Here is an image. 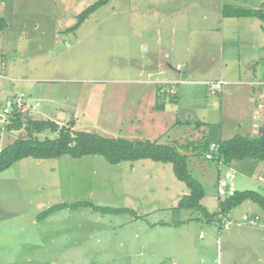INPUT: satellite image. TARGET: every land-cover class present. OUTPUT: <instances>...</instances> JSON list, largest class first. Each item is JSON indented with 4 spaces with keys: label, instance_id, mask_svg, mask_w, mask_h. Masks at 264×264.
<instances>
[{
    "label": "rangeland",
    "instance_id": "rangeland-1",
    "mask_svg": "<svg viewBox=\"0 0 264 264\" xmlns=\"http://www.w3.org/2000/svg\"><path fill=\"white\" fill-rule=\"evenodd\" d=\"M96 1L0 0L7 23L0 32V150L19 138L56 137L6 130L4 106L23 98L39 103L31 119L59 127L193 144L180 151L187 170L206 196L217 197L223 170L205 158L203 146L248 136L251 102L234 106L237 85L210 96L208 84L229 83V72L252 67L249 59L238 64L246 54L261 57L264 71V23L219 17L216 8H246L247 0H111L71 31L77 15ZM253 1L255 9L263 8L264 0ZM157 62L162 74L149 67ZM157 81H177L179 93L196 89L191 93L198 109H172ZM226 90L233 95L225 98ZM241 162L231 167L235 191L264 196L258 180L264 164ZM186 194L171 164L111 165L100 156L22 159L0 172V264H264V211L258 205L245 201L232 210L224 230L217 217L177 209ZM122 209L131 213L112 212ZM244 214L256 225L242 221Z\"/></svg>",
    "mask_w": 264,
    "mask_h": 264
},
{
    "label": "trees",
    "instance_id": "trees-1",
    "mask_svg": "<svg viewBox=\"0 0 264 264\" xmlns=\"http://www.w3.org/2000/svg\"><path fill=\"white\" fill-rule=\"evenodd\" d=\"M111 0H98L77 15L76 25L71 31L78 29L82 23L93 15L100 7ZM223 18H252L264 23V6L261 9H246L225 4L221 7ZM6 23L0 19V32ZM8 131L25 130L29 135H40L50 132L56 135L54 139L45 138H19L0 150V172L5 171L14 163L25 159H55L61 156H69L79 159L84 156H100L107 163L117 165L122 162H136L150 160L155 163L171 164L175 178L182 182L189 193L184 195L177 204L179 210H196L201 212L209 220L218 217L219 213L209 214L201 205L204 191L201 184L191 177L187 170V158L180 151L192 149L193 144L186 145H161L149 140H128L123 138H108L88 132L74 131L72 126L59 127L56 122L50 120H36L22 118L14 115L6 125ZM210 142H206L203 149L207 152ZM218 145L216 154L223 163L230 166L232 163L245 160L264 162V125L257 136H239L231 139L216 141ZM195 147V146H194ZM250 201L258 205L264 211V196L254 191H235L230 197L218 203L220 213L226 215L240 206L243 202ZM82 206L94 210L111 212L107 208H98L91 203ZM62 206H55L45 213L49 214ZM112 212L131 213L128 209L113 210Z\"/></svg>",
    "mask_w": 264,
    "mask_h": 264
},
{
    "label": "crops",
    "instance_id": "crops-1",
    "mask_svg": "<svg viewBox=\"0 0 264 264\" xmlns=\"http://www.w3.org/2000/svg\"><path fill=\"white\" fill-rule=\"evenodd\" d=\"M255 4L256 3H254L253 0H247L246 3H243V5L246 6V9H252V10L257 8V5L255 7ZM216 10H217V13L220 14L221 8H216ZM219 17H221V16H219ZM0 19L5 21V19L3 18V15L0 17ZM6 25H7V23H6ZM253 54H257V53L255 52ZM262 56L264 57V54ZM163 57L165 58V60H167V55L166 54L163 53ZM157 59H159V58H157L156 56H153V60L155 62L157 61ZM248 59L252 60V62L255 63V64L252 65V67H250V68L247 67L248 70L241 71L240 73H238V75H236L235 73H234V75H232V73L229 72V74L227 76L228 80H230L229 81V83H230L229 85H232V86L233 85H237L236 88H235V91H234V95L232 93V90L231 91L226 90V91H224L223 94L226 95L225 98L226 97H230V95H233V96H231L230 101L234 104V106H239L244 101L247 102V103L251 102L250 107H249V115L251 117V123H250V130H249L248 136L253 137V136H257L258 135L257 131H255L253 129V127H252L253 106L258 101H261L262 97H263L264 71H262L260 69V66H259L261 57H257V58H252L251 57L250 58L249 55L246 54L244 56V59H241L239 57L238 64H240L239 62H241L242 60L248 62L249 61ZM149 67H151L152 69L157 70V72L159 74H162L164 72L163 69H162L164 66H163V64L161 62L160 63L157 62V64H155V66L150 65ZM176 73H179V72H176ZM158 82L159 81L155 82V84L157 85ZM158 89H159V87H158ZM193 90H196V89L185 90L184 92L181 91V93H179V91H176V95L174 97L168 98V103H169V105H171L173 107L172 109H175V107H178L179 109H183L185 111H189V110H192V109H196L197 110L198 107H196L194 102H193V98L196 97V94L194 95V92L191 93ZM221 94H219V95H221ZM190 102H191V104H186V103H190ZM164 106H165L164 110L170 109V108H167L166 105L163 103L162 108ZM161 112L164 114V111H161ZM159 114H160V112H159ZM236 135H239V134H236ZM239 136H243V135H239ZM220 141H224V140H220ZM210 143H216V142H210ZM243 162H245V161H243ZM240 163H242V162H240ZM261 163L264 164V162H261ZM233 164L234 163H232L229 167L231 168ZM235 164H238V162L237 163L235 162ZM188 193H189V191H188ZM205 202H206V204H205ZM201 205L206 209V211L209 214H212V213L214 214V213H217V211H218L217 197L209 198L208 196H206L205 191H204V197L201 200ZM210 208H213L214 211L210 212V210H209ZM247 210H250V209L248 208ZM253 213H254V210H253ZM229 215H230V213H228V218H229ZM244 216H247V215H245V214L242 215V218ZM256 216H258V215H256Z\"/></svg>",
    "mask_w": 264,
    "mask_h": 264
},
{
    "label": "built area",
    "instance_id": "built-area-1",
    "mask_svg": "<svg viewBox=\"0 0 264 264\" xmlns=\"http://www.w3.org/2000/svg\"><path fill=\"white\" fill-rule=\"evenodd\" d=\"M180 66L177 65L176 68L178 69ZM159 87V92L161 95L170 98L174 97L176 95V86L177 83L173 81H161L157 83ZM209 85V95L210 96H217L223 92V88L226 85H229L228 82H225L223 80L217 81V82H211ZM264 87V85H263ZM38 102H32L29 100H25L23 98H15L10 104H7L4 106L2 110V116H7L8 121L7 124L10 121V118H12L14 115L21 116L22 118H33L35 114L38 113ZM1 117V119L3 118ZM252 127L257 133L259 134L260 128L264 125V100L258 101L253 106V114H252ZM218 149V145L212 143L209 146L208 151L205 154V158L207 160H215L217 161L218 169L223 170L221 177H218L217 180V201L218 203L223 201L224 199L230 197L234 192V184L231 182L232 179H234L235 172L233 169H231L229 166L223 163L222 159L215 156H212V152L216 154ZM260 184L264 187V171L262 175L258 178ZM218 214V220L220 224L223 225L224 230H228L230 226V221H228V214L223 215L220 213V209L218 208L217 211ZM242 221H245L246 224L255 226L256 223L251 220L249 217L244 216L242 218ZM240 221V222H242Z\"/></svg>",
    "mask_w": 264,
    "mask_h": 264
},
{
    "label": "clouds",
    "instance_id": "clouds-1",
    "mask_svg": "<svg viewBox=\"0 0 264 264\" xmlns=\"http://www.w3.org/2000/svg\"><path fill=\"white\" fill-rule=\"evenodd\" d=\"M212 144V143H211Z\"/></svg>",
    "mask_w": 264,
    "mask_h": 264
}]
</instances>
